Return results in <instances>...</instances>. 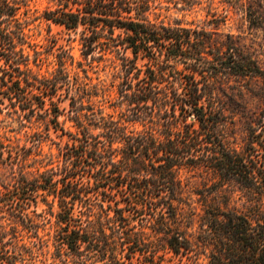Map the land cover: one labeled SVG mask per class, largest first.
Instances as JSON below:
<instances>
[{"label": "trees", "instance_id": "obj_1", "mask_svg": "<svg viewBox=\"0 0 264 264\" xmlns=\"http://www.w3.org/2000/svg\"><path fill=\"white\" fill-rule=\"evenodd\" d=\"M49 1L55 8L43 18L76 33L84 56L101 52L119 61L122 80L110 105L117 118L89 106L88 115L69 117L74 133L60 127L59 92L75 113L69 92L90 97L87 84L70 82L66 52L49 76L34 71L18 3L0 0V96L24 120L41 114L45 132L37 141L49 131L70 140L59 151L60 166L31 179L19 170L0 193V264L31 255L13 239L18 226L36 228L28 209L39 216L37 199L55 219L57 252L72 264H159L167 254L191 264L200 257L205 264H264V68L219 30L227 16L169 25L149 20L156 0ZM237 4L247 26H258L254 9ZM235 80L257 81L262 98L239 149L229 141L232 122L220 99ZM234 199L243 209L230 206ZM5 217L12 222L4 225Z\"/></svg>", "mask_w": 264, "mask_h": 264}, {"label": "rangeland", "instance_id": "obj_2", "mask_svg": "<svg viewBox=\"0 0 264 264\" xmlns=\"http://www.w3.org/2000/svg\"><path fill=\"white\" fill-rule=\"evenodd\" d=\"M18 3V16L23 25L26 44L24 51L29 55L30 66L41 75L49 76L57 68L58 56L66 52L70 58L65 60L63 68L68 75L71 83H86V91L90 97L82 99L73 92L69 95L75 97L77 110L69 111V97H65L61 91L60 101L57 104L64 108L58 117L60 127L65 131L74 133L76 128L69 117L79 113L88 115L87 107L91 106L101 109L104 115L113 114L117 118L118 109L111 108V104L116 101L117 87L121 82V73L114 54L102 55L94 53L93 56H84L78 35L72 31L65 30L62 26L54 24L43 18L44 12L53 10L54 4L49 0H15ZM186 0H156L157 8L149 15V20L165 24L174 25H198L201 26L210 19L211 13L227 16L224 25L219 26L222 33L229 32L248 53H250L257 63L264 68V0H191L186 4ZM249 4L254 9L253 22L258 26L248 27L241 17L242 13L238 10V4ZM34 61V62H33ZM220 94L224 113L228 116L226 130L230 135L229 141L235 148L243 145L246 131L245 125L253 119L262 108V98L257 81H231L228 86L223 88ZM56 101V98H54ZM0 193L4 187L10 188L17 178L19 170L25 173L29 179L38 172L48 169H56L62 161L60 149L65 143H69L66 134L60 136V132L49 131L47 138H40L35 135L42 134L43 124L41 114L33 115L31 120L20 118V110L17 106L9 103L0 96ZM82 105V106H81ZM74 109V108H73ZM16 111V112H15ZM96 116L94 117V120ZM84 125L87 121L81 116ZM97 121V120H95ZM136 130L141 127L136 124ZM93 133L98 130H92ZM14 156H18L20 162H15ZM13 161V163H10ZM22 166V168L20 167ZM192 183L199 185L200 179L194 178ZM50 199V198H48ZM36 213L30 211L34 208L29 207V215L36 223L34 230H26L21 226L16 229V239L26 245L31 250V255L25 256L21 263L16 264H72L69 257L57 252L54 243L56 230L55 219L47 213L45 206L40 199H37ZM230 206L243 209V201L234 199ZM55 209V206H53ZM3 224L11 223L10 217H5ZM18 225V224H17ZM11 236V231L6 227L5 239ZM159 264H191L186 259L165 255ZM198 264H205L203 257L198 259Z\"/></svg>", "mask_w": 264, "mask_h": 264}]
</instances>
